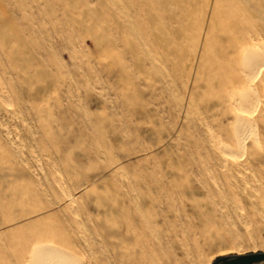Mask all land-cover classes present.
<instances>
[{
	"label": "rangeland",
	"instance_id": "374dc122",
	"mask_svg": "<svg viewBox=\"0 0 264 264\" xmlns=\"http://www.w3.org/2000/svg\"><path fill=\"white\" fill-rule=\"evenodd\" d=\"M263 66L264 0H0V264L264 253Z\"/></svg>",
	"mask_w": 264,
	"mask_h": 264
},
{
	"label": "water",
	"instance_id": "95a60500",
	"mask_svg": "<svg viewBox=\"0 0 264 264\" xmlns=\"http://www.w3.org/2000/svg\"><path fill=\"white\" fill-rule=\"evenodd\" d=\"M264 262V253L249 254L244 256L223 257L212 264H259Z\"/></svg>",
	"mask_w": 264,
	"mask_h": 264
},
{
	"label": "bare ground",
	"instance_id": "6f19581e",
	"mask_svg": "<svg viewBox=\"0 0 264 264\" xmlns=\"http://www.w3.org/2000/svg\"><path fill=\"white\" fill-rule=\"evenodd\" d=\"M251 63L252 62H249L247 64V67H251ZM48 250H50V253L45 254V253H43V248L42 247L36 248L35 251H34V253H33V256L31 258V264H50V263H55V261H53V256L52 255H59V256H61L63 254V253H56V251L52 247H49ZM223 257H227V256H221L220 258H223ZM58 258H57V261L61 257L59 259ZM60 263H61V261H60Z\"/></svg>",
	"mask_w": 264,
	"mask_h": 264
}]
</instances>
